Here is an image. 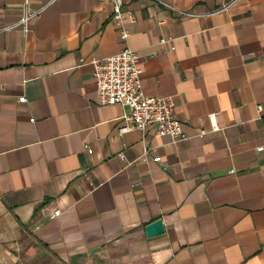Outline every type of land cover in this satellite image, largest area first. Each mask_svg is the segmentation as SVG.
<instances>
[{
    "label": "crops",
    "instance_id": "obj_1",
    "mask_svg": "<svg viewBox=\"0 0 264 264\" xmlns=\"http://www.w3.org/2000/svg\"><path fill=\"white\" fill-rule=\"evenodd\" d=\"M24 2L0 0V264H264V0H123L127 41L107 0L4 29ZM127 45L188 139L99 103L92 61Z\"/></svg>",
    "mask_w": 264,
    "mask_h": 264
},
{
    "label": "built area",
    "instance_id": "obj_2",
    "mask_svg": "<svg viewBox=\"0 0 264 264\" xmlns=\"http://www.w3.org/2000/svg\"><path fill=\"white\" fill-rule=\"evenodd\" d=\"M31 0H25L24 12L15 24L6 26L4 29L20 27L24 32H29L32 22L38 18L43 8L32 9L29 6ZM105 1V0H100ZM112 5L113 20L119 26L120 39L127 41L130 32L125 27L124 2L123 0H107ZM157 5L173 9L169 0H150ZM228 4L220 10L230 7ZM181 13V12H180ZM187 16H195L192 13H182ZM131 22L135 19L129 16ZM162 43L165 39L161 40ZM94 71L93 76L96 83L97 98L101 105H120L127 108L121 120L123 126L120 127L121 133L133 129L145 132L150 127H155L156 136H167L172 143L188 139L183 130L182 123L174 113L175 101L171 97L149 96L146 95L142 87V67L140 57L137 52L128 45L119 53L108 56L101 60L92 61ZM21 103L27 102L25 96L19 98ZM261 110V106L258 107ZM215 114L213 115V117ZM217 128H215L216 130ZM206 134L205 130L200 131V135ZM259 147L258 150H262ZM143 160H147V150L142 155ZM160 161V158H155ZM60 211L54 212L58 216Z\"/></svg>",
    "mask_w": 264,
    "mask_h": 264
},
{
    "label": "water",
    "instance_id": "obj_3",
    "mask_svg": "<svg viewBox=\"0 0 264 264\" xmlns=\"http://www.w3.org/2000/svg\"><path fill=\"white\" fill-rule=\"evenodd\" d=\"M164 224L161 219L155 220L145 227L146 234L148 236H156L164 233Z\"/></svg>",
    "mask_w": 264,
    "mask_h": 264
}]
</instances>
